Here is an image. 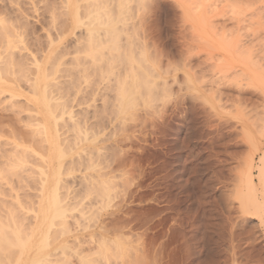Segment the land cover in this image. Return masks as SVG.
Returning <instances> with one entry per match:
<instances>
[{
	"label": "rangeland",
	"instance_id": "1",
	"mask_svg": "<svg viewBox=\"0 0 264 264\" xmlns=\"http://www.w3.org/2000/svg\"><path fill=\"white\" fill-rule=\"evenodd\" d=\"M40 1L20 0L15 9L9 7L10 15L1 17L14 23L26 17L30 31L45 35L43 26L51 24L44 6L51 1L42 0L44 6ZM229 1L156 0L140 12L139 35L146 38L143 41L152 54L159 50L167 90L160 93L157 104L138 109L137 118L128 116L125 123L133 130L127 124L121 127L119 119L117 126L107 125L95 139L103 142L101 146H115L119 163H112L126 170L110 201L99 210L105 223L127 221L124 225L129 222L132 226L126 230L133 227L126 238L132 242L129 254L135 253L126 255L124 264H154V258L159 261L155 264H264V224L241 203L247 193L242 179L246 161L254 156L258 162L261 151L255 150L264 147V0ZM0 4L5 3L0 0ZM81 32L77 30V35ZM68 37L67 43L75 38ZM255 58L260 62L253 61ZM7 106L0 101V124L8 134L11 124L15 129V118L10 111L5 113ZM81 169L64 174L63 179L73 182L76 189L82 179L78 178L84 176ZM22 184L18 186L24 190L18 187L17 192L26 202L35 192L32 184ZM90 197L80 198L86 208ZM85 219L82 232L87 235L97 223L91 216ZM71 260L77 261L74 256Z\"/></svg>",
	"mask_w": 264,
	"mask_h": 264
},
{
	"label": "bare ground",
	"instance_id": "2",
	"mask_svg": "<svg viewBox=\"0 0 264 264\" xmlns=\"http://www.w3.org/2000/svg\"><path fill=\"white\" fill-rule=\"evenodd\" d=\"M2 1L0 101L8 103L5 113L10 111L14 122L23 125L20 128L14 123V129L11 124L7 134L0 124V264H124V257L135 253L129 254L132 242L126 238L133 227L127 231L129 222L124 225L127 221H111L112 227L100 219L99 210L110 201L115 184L126 170L112 163L118 162V149L101 146L103 142L95 139L107 130V125L117 126L119 119L122 121L118 124L125 127L126 120L137 118L138 109L151 107L167 90L159 67L161 54L159 50L154 54L149 51L143 41L146 38L142 40L138 30L139 22L143 23L140 12L156 0H47V7L45 0H39L50 18L46 17L50 27L42 28L45 35L30 31L26 17L15 23L1 17L20 2ZM77 30L82 31L79 36ZM70 35L75 38L67 43L64 40ZM255 151H261V157L257 162L248 154L251 158L246 161L247 170L243 169L244 178L241 176L247 193L242 192L246 197L244 201L241 198V203L247 213L264 224V147ZM82 167L84 176L78 178L82 179L76 189L73 182L63 178L66 172L73 175ZM22 182L33 185L35 193L27 196L29 202H24L17 192L18 187L24 188L18 186ZM89 196L92 199L86 208L80 198ZM88 214L96 220L97 227L93 226L94 230L86 235L82 224L85 218L89 220ZM73 256L76 262L71 260Z\"/></svg>",
	"mask_w": 264,
	"mask_h": 264
}]
</instances>
